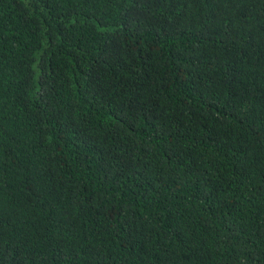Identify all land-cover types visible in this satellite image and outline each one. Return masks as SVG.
<instances>
[{
  "label": "trees",
  "instance_id": "trees-1",
  "mask_svg": "<svg viewBox=\"0 0 264 264\" xmlns=\"http://www.w3.org/2000/svg\"><path fill=\"white\" fill-rule=\"evenodd\" d=\"M0 264H264V0H0Z\"/></svg>",
  "mask_w": 264,
  "mask_h": 264
}]
</instances>
